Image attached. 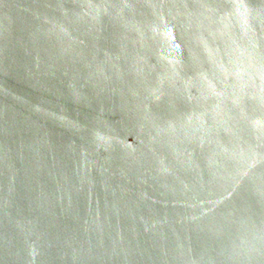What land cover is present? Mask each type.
Wrapping results in <instances>:
<instances>
[{
    "label": "water",
    "instance_id": "water-1",
    "mask_svg": "<svg viewBox=\"0 0 264 264\" xmlns=\"http://www.w3.org/2000/svg\"><path fill=\"white\" fill-rule=\"evenodd\" d=\"M0 264H264V0H0Z\"/></svg>",
    "mask_w": 264,
    "mask_h": 264
}]
</instances>
